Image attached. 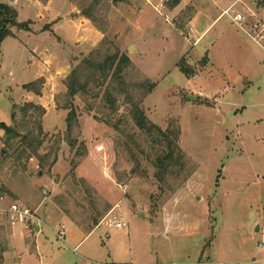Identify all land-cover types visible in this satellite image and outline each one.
<instances>
[{
    "label": "rangeland",
    "instance_id": "1",
    "mask_svg": "<svg viewBox=\"0 0 264 264\" xmlns=\"http://www.w3.org/2000/svg\"><path fill=\"white\" fill-rule=\"evenodd\" d=\"M169 1L0 0L28 22L0 44V123L12 125L13 112L21 133H35L19 108L40 105L38 154L48 155L42 169L17 158L18 141L8 147L0 129V205L26 206L41 228L3 226L0 264H264V51L226 18L213 22L220 0ZM92 2L96 24L80 15ZM78 32L84 39L72 44ZM19 39L39 50L41 85ZM101 46L128 58V82L154 84L139 108L163 135L140 131L105 86L68 98L63 80ZM31 82L38 96L22 88ZM69 103L76 120L67 129ZM166 137L177 150L158 179Z\"/></svg>",
    "mask_w": 264,
    "mask_h": 264
},
{
    "label": "trees",
    "instance_id": "2",
    "mask_svg": "<svg viewBox=\"0 0 264 264\" xmlns=\"http://www.w3.org/2000/svg\"><path fill=\"white\" fill-rule=\"evenodd\" d=\"M179 2L180 0H170L169 7H176ZM96 4V2H92L87 7H83L80 10V15L93 24H96ZM16 17L17 14L14 10L7 6L0 5V44L5 38L13 37V33L11 32L12 28L25 31L28 30V22H18ZM129 66L130 62L125 55L119 54L118 52L110 53L108 50H103L101 46L91 52L88 57L83 58L65 77L63 84L65 86L66 95L72 100L79 94H86L91 85L105 86L107 102L110 105H113L115 102V100H112L111 98V92L123 96L124 102L129 106L131 120L140 131L148 136L154 131L163 135L156 126L151 124L145 118L139 108L143 99L155 86L147 79L138 83L136 82V84L134 82H128L125 73ZM178 69L186 78L192 76L189 68L178 65ZM37 81L41 85L43 80L38 79ZM34 84V82H31L23 85L22 88L26 92H31L38 96L40 91L38 88L33 87ZM66 109L69 110L65 118L67 129H69L71 124L76 120V114L70 103ZM19 112L22 116V123H24L27 118L34 121V129L32 128V130L36 132L26 131V133H21L19 128L23 124H16V118L12 112L10 114L12 125L0 123V129L3 131L5 137V144L12 148L10 143L13 140H17L18 142L13 149V154L19 152L17 158L22 156L27 159L35 158L38 162L39 168L42 169L44 166L48 165V155L39 156L38 154V149L42 144L40 120L44 115L45 110L40 105L27 102L19 108ZM165 139L167 141V152L156 160V177H158V179H161L165 175L168 167L173 161L174 153L177 150V145L173 140H169L167 137ZM54 161L55 159L51 161L49 166L52 165ZM92 224L96 226L98 221L95 219Z\"/></svg>",
    "mask_w": 264,
    "mask_h": 264
},
{
    "label": "built area",
    "instance_id": "3",
    "mask_svg": "<svg viewBox=\"0 0 264 264\" xmlns=\"http://www.w3.org/2000/svg\"><path fill=\"white\" fill-rule=\"evenodd\" d=\"M148 3L164 5L167 0H147ZM247 9L248 14L245 12ZM226 18L247 36L257 47L264 51V0H230L220 10L216 20ZM38 222L35 213L26 206L16 202L0 205V229L3 226L13 227L16 223L30 224L33 227ZM116 228H124V222L115 223ZM64 226L56 232V238L64 239ZM257 249L264 251V240L257 242Z\"/></svg>",
    "mask_w": 264,
    "mask_h": 264
},
{
    "label": "crops",
    "instance_id": "4",
    "mask_svg": "<svg viewBox=\"0 0 264 264\" xmlns=\"http://www.w3.org/2000/svg\"><path fill=\"white\" fill-rule=\"evenodd\" d=\"M220 3H222L223 4V7L228 3V0H220ZM218 16V15H217ZM217 16H216V18H217ZM216 18L214 19V21L213 22H215L216 21ZM74 22H79L80 24H81V22L78 20V21H75V20H71V23H74ZM207 30H208V27L207 28H205L202 32H201V34L199 35V36H202V35H205L206 34V32H207ZM34 33H30V34H28L27 36H31V35H33ZM78 35H79V39L80 40H78V39H73V41L71 42L72 44H75V43H78V41H81V39H84V34L82 33V32H78ZM12 38H15L16 39V37H15V35L13 34V37ZM83 41V40H82ZM213 41V39L211 38V37H209V38H207V42H209V43H211ZM18 42H19V44L20 45H22V48H23V50H24V52H26V54L27 55H29V59L27 60V64L25 65V68H28V69H32V79H38V78H42V77H45L46 75L45 74H43V70L41 69L40 70V68H37L38 66H37V61H36V57H34V54L36 53V51H39L38 49H36L34 46L33 47H30V46H28V45H25L24 43H23V41H21L20 39L18 40ZM55 57H57V56H55ZM74 57V56H73ZM52 61L53 62H55V60H53L51 57H50V62L52 63ZM66 67H69V65H66ZM44 71H48L47 69H45ZM17 224H15L13 227H11L10 229H11V232L12 233H14V231H13V228L16 226ZM23 226H24V224H23ZM16 230V229H15ZM33 231L35 232V234L37 235L38 233H40L41 232V228L40 227H37V226H34L33 227ZM74 249V248H73ZM51 260H52V256H51Z\"/></svg>",
    "mask_w": 264,
    "mask_h": 264
}]
</instances>
